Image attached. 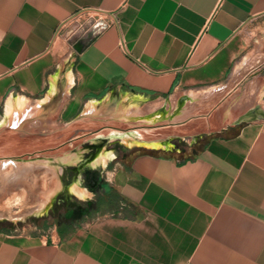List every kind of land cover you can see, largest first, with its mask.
Masks as SVG:
<instances>
[{
	"label": "crops",
	"instance_id": "1",
	"mask_svg": "<svg viewBox=\"0 0 264 264\" xmlns=\"http://www.w3.org/2000/svg\"><path fill=\"white\" fill-rule=\"evenodd\" d=\"M80 9L110 22L73 37ZM0 113L26 154L84 115L165 145L117 137L113 208L0 231V264H264V0H0Z\"/></svg>",
	"mask_w": 264,
	"mask_h": 264
},
{
	"label": "rangeland",
	"instance_id": "2",
	"mask_svg": "<svg viewBox=\"0 0 264 264\" xmlns=\"http://www.w3.org/2000/svg\"><path fill=\"white\" fill-rule=\"evenodd\" d=\"M91 22L92 18L83 20V27L86 29ZM78 26L79 24L70 30L73 37L85 33L84 29ZM1 116L2 113L0 118ZM77 122L73 130L65 133L62 132L64 129H59V133L63 137L83 136L59 144L57 150L48 149L37 155L19 152L21 149L11 143L13 137L20 134L19 130H23L17 127V123L6 122L0 126V161L12 163L14 168H22L27 162L32 163L31 168L21 174L16 182H11L10 186L7 182L4 184L0 176V228H4L3 231L43 233L53 228L69 211L76 215L78 220H82L86 215L97 216L115 204L111 202L107 205L106 201L99 200L103 194L101 181L106 176L107 169L114 163V160H109L103 164L100 152L102 149H109L120 153L126 149L115 137L116 134L125 135V124L109 118L91 120L85 115L78 117L75 120V123ZM130 137L133 136L126 138ZM121 142L131 146L125 143L124 137ZM8 171H11L10 167L4 172ZM50 182L53 184L51 187ZM40 196L43 204L38 208ZM93 200L99 202L91 203ZM46 213L48 215L42 217L43 220L37 221L38 215ZM35 227L38 228L37 231Z\"/></svg>",
	"mask_w": 264,
	"mask_h": 264
},
{
	"label": "bare ground",
	"instance_id": "3",
	"mask_svg": "<svg viewBox=\"0 0 264 264\" xmlns=\"http://www.w3.org/2000/svg\"><path fill=\"white\" fill-rule=\"evenodd\" d=\"M13 106H16L18 105V103L14 102L12 103ZM125 106L127 107L128 106V102H125ZM121 109V107H120ZM15 109L13 110H9V106L7 107V109H5V113L7 114H16L17 111L14 112ZM125 132V135H121V134H116L115 137H124L125 138V143L128 144V145H134V144H141V143H144V144H148L150 145L149 147H152V146H156V147H160V146H165L162 141L156 139V140H152V141H145L143 139H138V138H135V137H130V138H126L129 135L128 131H124ZM143 144V145H144ZM104 148V147H103ZM114 155V152H112L111 150L109 149H102V151L100 152V157H101V161L102 163H106L107 161H109ZM6 159V158H5ZM8 159H13V158H8ZM32 166V163L30 162H27V164H25L24 167L21 168H18V166L16 168H14V166L12 165V163H3L2 161H0V176H1V180L3 181L4 184H6L7 182V185L10 186V183L11 182H16L18 179H20L19 177L21 176V174H23L25 171H28ZM11 168V171L13 170V172L11 171H8V172H4L5 169L7 168ZM47 169V168H46ZM53 181V179H52ZM52 182H50V185L49 187H51L53 184H51ZM39 200H41V202L38 204V208H40V204H43L42 202V196H40ZM43 206V205H42Z\"/></svg>",
	"mask_w": 264,
	"mask_h": 264
},
{
	"label": "built area",
	"instance_id": "4",
	"mask_svg": "<svg viewBox=\"0 0 264 264\" xmlns=\"http://www.w3.org/2000/svg\"><path fill=\"white\" fill-rule=\"evenodd\" d=\"M89 18L93 19V22L90 23L86 29L83 27V20ZM75 25L84 29V32L88 30H92L93 28H102L108 25L110 22L109 17L101 13L100 11H96L95 9H80L77 13H75L70 19ZM83 31V30H82ZM76 34V33H75ZM82 34V33H81Z\"/></svg>",
	"mask_w": 264,
	"mask_h": 264
},
{
	"label": "trees",
	"instance_id": "5",
	"mask_svg": "<svg viewBox=\"0 0 264 264\" xmlns=\"http://www.w3.org/2000/svg\"><path fill=\"white\" fill-rule=\"evenodd\" d=\"M138 153H157V151H150V150H146V149H140ZM162 154H167V155H171V156H176V157H185L187 155L184 154L183 151L181 152H171V151H161Z\"/></svg>",
	"mask_w": 264,
	"mask_h": 264
},
{
	"label": "water",
	"instance_id": "6",
	"mask_svg": "<svg viewBox=\"0 0 264 264\" xmlns=\"http://www.w3.org/2000/svg\"><path fill=\"white\" fill-rule=\"evenodd\" d=\"M10 99H11V97H10ZM12 99H14V97H13ZM5 109H7V106H5ZM90 109H91V104H88V105L85 107V109H84V113L87 112V111L90 110ZM4 112H5V110H4ZM15 116H16V114L13 115L12 113H11V114L4 113V117H5V119H8V120L13 119Z\"/></svg>",
	"mask_w": 264,
	"mask_h": 264
},
{
	"label": "flooded vegetation",
	"instance_id": "7",
	"mask_svg": "<svg viewBox=\"0 0 264 264\" xmlns=\"http://www.w3.org/2000/svg\"><path fill=\"white\" fill-rule=\"evenodd\" d=\"M47 215H48L47 213L44 214V215H38V220H37V221H41V220H43L42 217H45V216H47ZM3 229H4V228H0V231H3ZM37 229H38V228L35 227V230H36V231H37Z\"/></svg>",
	"mask_w": 264,
	"mask_h": 264
}]
</instances>
